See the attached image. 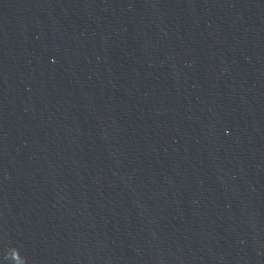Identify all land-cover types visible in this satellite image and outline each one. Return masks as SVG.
<instances>
[{"label":"water","instance_id":"obj_1","mask_svg":"<svg viewBox=\"0 0 264 264\" xmlns=\"http://www.w3.org/2000/svg\"><path fill=\"white\" fill-rule=\"evenodd\" d=\"M0 264H264V0H0Z\"/></svg>","mask_w":264,"mask_h":264}]
</instances>
